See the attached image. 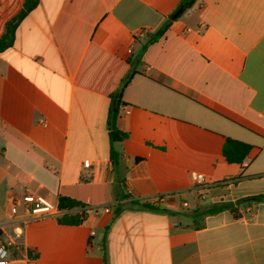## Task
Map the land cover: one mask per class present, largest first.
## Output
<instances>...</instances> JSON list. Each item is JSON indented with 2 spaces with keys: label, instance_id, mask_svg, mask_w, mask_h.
Wrapping results in <instances>:
<instances>
[{
  "label": "crops",
  "instance_id": "0c3cea01",
  "mask_svg": "<svg viewBox=\"0 0 264 264\" xmlns=\"http://www.w3.org/2000/svg\"><path fill=\"white\" fill-rule=\"evenodd\" d=\"M180 1L38 0L17 23L0 51V243L26 189L86 216L27 221L7 264H264V0L168 18ZM23 3L0 0V36ZM117 100L126 136L111 143ZM226 137L251 145L241 162Z\"/></svg>",
  "mask_w": 264,
  "mask_h": 264
},
{
  "label": "trees",
  "instance_id": "16d2710c",
  "mask_svg": "<svg viewBox=\"0 0 264 264\" xmlns=\"http://www.w3.org/2000/svg\"><path fill=\"white\" fill-rule=\"evenodd\" d=\"M193 0H181L176 8L168 15V18H174L179 13L180 9L184 6H188ZM38 0H24L22 9L6 23L5 31L0 36V51L11 44L14 31L19 20L25 16L30 10L37 5ZM166 23H164L165 26ZM127 77L122 85L128 82ZM119 100L109 108L107 115V126H108V137L111 143L120 140L126 136V133L120 131L116 126V118L118 113ZM251 145L230 137H226L222 147V153L228 162H241L242 159L247 155ZM109 156L113 165L118 162L119 153L111 146ZM255 200L264 201V193H260L253 197ZM58 208L64 210L60 215H57L56 219L61 224H79L85 219V203L66 195H58ZM144 206H152L148 203H143ZM230 203H219L216 205L206 206L200 210L198 214H207L219 211L223 208H230ZM27 254L30 257H36L37 253H32L30 249L27 250Z\"/></svg>",
  "mask_w": 264,
  "mask_h": 264
},
{
  "label": "built area",
  "instance_id": "2783aa9c",
  "mask_svg": "<svg viewBox=\"0 0 264 264\" xmlns=\"http://www.w3.org/2000/svg\"><path fill=\"white\" fill-rule=\"evenodd\" d=\"M190 29V28H187ZM144 28H139L135 35L143 36ZM84 166H89L90 160L84 159L82 161ZM189 179L192 186H202L206 184V179L203 173L191 170L189 172ZM186 203H184L185 205ZM22 208L23 216L14 218L11 225V234L7 242L0 243V264H7L10 257L8 245L15 246L22 234L24 224L33 219H38L44 216L60 215L64 210L58 208L57 203L52 202L48 197L38 192L26 189L21 195H12L10 197V211L13 215L17 213V209Z\"/></svg>",
  "mask_w": 264,
  "mask_h": 264
},
{
  "label": "rangeland",
  "instance_id": "374dc122",
  "mask_svg": "<svg viewBox=\"0 0 264 264\" xmlns=\"http://www.w3.org/2000/svg\"><path fill=\"white\" fill-rule=\"evenodd\" d=\"M21 212H22V208L19 207V208L17 209V213H21Z\"/></svg>",
  "mask_w": 264,
  "mask_h": 264
}]
</instances>
